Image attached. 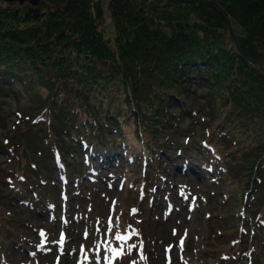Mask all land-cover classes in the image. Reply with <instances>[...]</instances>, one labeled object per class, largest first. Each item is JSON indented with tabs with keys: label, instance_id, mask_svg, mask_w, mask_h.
<instances>
[{
	"label": "rangeland",
	"instance_id": "374dc122",
	"mask_svg": "<svg viewBox=\"0 0 264 264\" xmlns=\"http://www.w3.org/2000/svg\"><path fill=\"white\" fill-rule=\"evenodd\" d=\"M102 4V24L112 34L108 0ZM207 89L194 77L183 81L178 100L168 105L169 122L158 129L146 155L130 140V147L116 150L112 134L102 140L97 133L87 143L77 126L49 129L52 115L36 106L19 80L0 87V141L7 149L0 148V264H78L81 246L87 264H96L97 254L104 264L106 248L125 244L117 233L133 229L139 234L126 242L114 264H169V259L171 264H264V188L245 183L238 158L231 160L237 174L227 179L229 153L237 145L227 148L230 141L223 142L219 122L209 119ZM27 126L39 135L49 130L45 138L62 137L57 143L65 148L25 135ZM249 139L240 132L239 145ZM28 148L36 150L37 161L13 167ZM41 230L47 240L43 249ZM61 233L62 250L52 243ZM127 244L137 247L128 252Z\"/></svg>",
	"mask_w": 264,
	"mask_h": 264
},
{
	"label": "trees",
	"instance_id": "16d2710c",
	"mask_svg": "<svg viewBox=\"0 0 264 264\" xmlns=\"http://www.w3.org/2000/svg\"><path fill=\"white\" fill-rule=\"evenodd\" d=\"M108 5L112 34L102 24V0L0 2V87L19 80L36 106L52 115L49 129L77 126L87 143L97 133L102 140L112 134L116 150L139 142L150 155L178 87L194 77L208 88L209 119L219 122L223 142L230 141L226 147L237 145L229 153L227 179L237 174L231 160L238 158L245 183L264 188V0ZM240 132L249 143L239 145ZM23 133L62 141L45 138L49 130L39 135L27 126ZM0 148L7 151L2 141ZM35 153L28 148L13 167L37 161Z\"/></svg>",
	"mask_w": 264,
	"mask_h": 264
},
{
	"label": "snow or ice",
	"instance_id": "6c2138e0",
	"mask_svg": "<svg viewBox=\"0 0 264 264\" xmlns=\"http://www.w3.org/2000/svg\"><path fill=\"white\" fill-rule=\"evenodd\" d=\"M211 170V169H209ZM181 195H183V190L181 191ZM137 210L136 209H132V212L135 213ZM109 231H111V220H109ZM118 227V225H117ZM131 227V226H129ZM139 234V231L136 230V229H133V231L130 233V234H125V235H120L119 233H117L116 235V239L117 240H121V241H124L125 244L128 240L131 239L132 236H135V235H138ZM174 234H175V230H174ZM39 235L42 237V238H45V239H42L41 240V243L38 245L39 248L43 249L45 248V245L47 243V240H46V233L44 230H41ZM65 236L63 233H61L60 235V239L58 241H52V243H55L57 245H59L61 247V250H62V246L63 244L65 243ZM125 244H122L120 246L119 249H113V248H106L105 249V254L103 256V261H104V264H114V261L117 260L119 257H121L123 254H124V250H125ZM184 245V240L183 238L181 239L180 241V247L182 248ZM127 247V251L130 252L132 250V248L134 247H137V245H134V244H127L126 245ZM139 247L142 249L143 247V244L142 242H140V245ZM99 250H100V245H97V253H99ZM109 251L112 253V255H109ZM168 251V250H166ZM80 254L82 256V260L81 261H78V264H87V262L89 261V257L87 255V253L85 252V249L83 246H81L80 248ZM32 255H35L34 253H32ZM146 259L143 255L140 256V260H144ZM100 260H101V257L99 256V254L96 255V264H100ZM132 264H137V261H132ZM169 264H171V260L169 259Z\"/></svg>",
	"mask_w": 264,
	"mask_h": 264
},
{
	"label": "bare ground",
	"instance_id": "6f19581e",
	"mask_svg": "<svg viewBox=\"0 0 264 264\" xmlns=\"http://www.w3.org/2000/svg\"><path fill=\"white\" fill-rule=\"evenodd\" d=\"M89 153V152H88ZM94 153V152H93ZM101 156V155H100ZM95 158V157H94ZM119 161V160H118ZM195 175V174H194ZM200 175V174H199ZM195 177H196V175H195ZM193 181V180H192ZM194 183H196V182H194ZM192 185H194V184H192ZM153 202V201H152ZM160 208V207H159ZM161 209V208H160Z\"/></svg>",
	"mask_w": 264,
	"mask_h": 264
}]
</instances>
